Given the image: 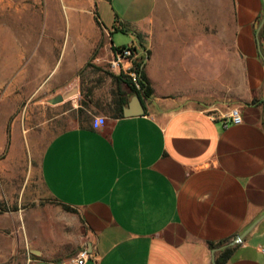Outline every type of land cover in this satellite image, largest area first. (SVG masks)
Wrapping results in <instances>:
<instances>
[{
  "label": "crops",
  "instance_id": "0c3cea01",
  "mask_svg": "<svg viewBox=\"0 0 264 264\" xmlns=\"http://www.w3.org/2000/svg\"><path fill=\"white\" fill-rule=\"evenodd\" d=\"M129 4L152 95L142 115L76 124L50 139L38 165L43 192L73 212L36 200L21 209L23 263L60 264L86 249L85 264H213L257 221L229 246L226 264H264V0ZM100 29L111 57V35ZM202 63L216 67L210 77L198 75Z\"/></svg>",
  "mask_w": 264,
  "mask_h": 264
},
{
  "label": "rangeland",
  "instance_id": "374dc122",
  "mask_svg": "<svg viewBox=\"0 0 264 264\" xmlns=\"http://www.w3.org/2000/svg\"><path fill=\"white\" fill-rule=\"evenodd\" d=\"M130 11L129 0H0V264H24L21 209L30 200L56 206L38 176L50 139L80 122L92 126L111 119L117 92L111 75L118 74L109 67L108 37L100 27L115 47L132 45ZM207 58L198 57V63ZM178 63L170 71L183 78ZM158 64L161 75L163 62ZM200 67L198 75L209 77L216 68ZM233 78L237 91L242 82L237 68ZM73 84L76 96L50 103Z\"/></svg>",
  "mask_w": 264,
  "mask_h": 264
},
{
  "label": "trees",
  "instance_id": "16d2710c",
  "mask_svg": "<svg viewBox=\"0 0 264 264\" xmlns=\"http://www.w3.org/2000/svg\"><path fill=\"white\" fill-rule=\"evenodd\" d=\"M122 47H112L113 50ZM139 63L134 64V71L137 73L139 79L140 88L137 89L132 83L129 76L124 74L111 75L113 82L117 88V92L114 95L113 106L111 111V119L123 118V110L128 105L129 99L132 96H137L141 101L149 98L152 95V89L150 87L149 81L145 75L144 67L139 68ZM67 102V101H66ZM82 113V111H80ZM80 127H88L80 122ZM55 204L60 205L62 209L67 212H73L68 206L55 202ZM227 241H222L217 244L209 243V247L214 249L222 246ZM234 251V247H227L218 251L215 257V264H226Z\"/></svg>",
  "mask_w": 264,
  "mask_h": 264
},
{
  "label": "built area",
  "instance_id": "2783aa9c",
  "mask_svg": "<svg viewBox=\"0 0 264 264\" xmlns=\"http://www.w3.org/2000/svg\"><path fill=\"white\" fill-rule=\"evenodd\" d=\"M145 62L146 55L142 54V52L139 53L136 46L130 45L116 50L111 49V59L108 61V64L113 72L129 76L135 87L139 89V79L137 73L134 71V64L139 63V68L142 69ZM229 117L232 124L238 125L242 122L240 111L236 108L230 111ZM91 258H93L91 252L81 249L60 264H85Z\"/></svg>",
  "mask_w": 264,
  "mask_h": 264
},
{
  "label": "water",
  "instance_id": "95a60500",
  "mask_svg": "<svg viewBox=\"0 0 264 264\" xmlns=\"http://www.w3.org/2000/svg\"><path fill=\"white\" fill-rule=\"evenodd\" d=\"M261 58L264 61V56L261 54ZM78 94V85L77 84H73L69 89L63 91L60 95H58L55 99H52L50 101L51 104H60V103H64L68 100H70L71 98H73L74 96H76ZM144 113V108L142 105L141 100L137 97V96H133L131 101L129 102L127 108H124L123 110V117H132V116H139L142 115ZM257 221H255L246 231H244L242 234L236 236V238L234 239V241H232L230 244L225 245L224 248H227L231 245H234L236 243H239L242 241L243 237L248 234L252 228L255 226ZM213 264H215V260H213Z\"/></svg>",
  "mask_w": 264,
  "mask_h": 264
}]
</instances>
